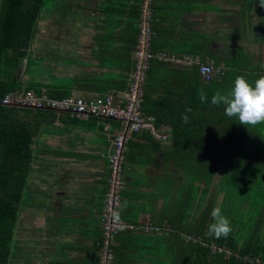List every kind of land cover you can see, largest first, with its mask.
<instances>
[{"label":"crops","instance_id":"crops-1","mask_svg":"<svg viewBox=\"0 0 264 264\" xmlns=\"http://www.w3.org/2000/svg\"><path fill=\"white\" fill-rule=\"evenodd\" d=\"M102 1L59 0L53 10L51 6L44 10L33 45L37 63L30 67L24 61L20 65L18 92L40 82L44 84L42 93L56 84L65 86L69 96L94 99L112 93L116 99H125L128 89L120 88L123 71L111 60V52L121 44L106 46L111 51L106 55L100 54L96 44L97 34L104 30L98 11ZM155 1L158 33L153 34L152 42L157 50L175 58H199L200 63L214 64L222 69L223 77L217 82L206 81L192 66L170 61H162L168 67L156 66L148 72L144 87L150 96L148 104L167 118L127 138L120 214L128 219L135 216L138 221L147 218L161 226L180 222L195 233L207 231L224 172L232 177L233 167L242 165L240 142L250 143L260 137L258 133H264V123L244 127L237 116L225 115V105L210 102L217 91H231L237 76L244 75L254 86L264 75V19L253 16L246 24L244 7L256 3L259 6L254 10L263 14L264 8L259 0ZM121 29L107 31L117 35ZM255 29L261 34L259 40L255 39ZM200 89L207 94V103H201ZM189 108V122L184 127L191 126L190 121L195 126L186 134L190 140L180 149L168 120H181ZM121 130L118 119L77 118L66 111L41 125L34 145L27 205L19 219L20 239L27 241L25 246L18 244L19 256L27 248L35 263L62 257L92 264L111 171L107 156ZM138 262L149 263L145 259Z\"/></svg>","mask_w":264,"mask_h":264},{"label":"trees","instance_id":"trees-1","mask_svg":"<svg viewBox=\"0 0 264 264\" xmlns=\"http://www.w3.org/2000/svg\"><path fill=\"white\" fill-rule=\"evenodd\" d=\"M58 1L1 0L0 100H4L9 93L20 91L21 84L17 75L20 65L24 61H27L30 67L37 63L34 58L33 45L39 31V23L44 18V10L50 6L53 10L54 6L56 7L59 3ZM141 2L142 0H103L98 8L101 15L100 28L104 30L97 34L96 44L101 55H106L107 50L110 51L107 47H116L114 46L115 43L121 44V46L116 47L114 53L110 51L112 56L109 55L112 57L111 60L123 71L120 74L122 78L120 88L122 89H129L131 79L130 82L127 79L135 67L134 52L140 32ZM151 9L153 14L151 26L154 33H158L156 28L158 14L155 0L151 3ZM58 11L60 12V10ZM111 27H122V29L116 35L107 31ZM111 37L113 40H108ZM151 48L154 52H164L158 51L152 41ZM216 64L218 65L219 61H216ZM39 65L43 67V64ZM156 66L168 67L169 65L158 60V58H154L151 61L150 70ZM192 67L196 69L195 74H200L198 65ZM221 74L223 73L217 74V79H212V82H217L220 77H223ZM88 84L90 83H82L81 85L86 86ZM145 84L144 87L146 88ZM42 86L44 84L37 82L29 84L25 89H33L37 94H42ZM45 93L54 99H63L70 95L65 86L60 87L56 84L49 85ZM149 99L150 96L144 93L143 112L151 115L156 124H160L167 117L158 114L155 106L152 107L150 103L148 104ZM169 99L170 96L165 100ZM57 114V111L49 109L0 105V264H78L73 259L62 257L35 263V259L31 257V250L27 248L28 252L23 251L20 256L17 254L18 244L25 246L24 242H27L25 239H20L19 219L27 205L26 196L29 176L33 171L34 145L41 125L45 121L54 119ZM168 123L173 125L179 148H183L185 143L190 140L189 138L187 140L186 134L190 133L189 131L191 127L195 126V122L191 123L190 121L191 126L188 127H184L186 123H182L181 120L169 119ZM249 141L251 142L242 143V145L240 142V149L244 153L241 160L242 165L240 167L235 165L231 171V183L235 186H247L248 181H251L245 164L252 165L255 160L264 164V136ZM213 175L214 172L211 179H213ZM120 217L127 224L141 225L135 216L128 219L120 214ZM151 222L155 226H160V230L145 232L141 228L124 227L115 235L110 245L114 255L111 264H145L138 262L139 259L147 260L148 264L155 262L163 264H256L257 260H260V264H264V243L261 241L248 240L239 243V239L233 235L232 231L226 238L217 239L206 235L207 231L204 230L197 233L193 232L192 229L188 230L180 222L179 224L176 223V226L174 223L169 224V226H161ZM231 226L233 230V225L231 224ZM104 243V233L100 227L96 242L92 247V264L101 263ZM213 244L229 248L232 250V254L213 253L210 248Z\"/></svg>","mask_w":264,"mask_h":264},{"label":"built area","instance_id":"built-area-1","mask_svg":"<svg viewBox=\"0 0 264 264\" xmlns=\"http://www.w3.org/2000/svg\"><path fill=\"white\" fill-rule=\"evenodd\" d=\"M153 0H142L141 20L139 23L140 32L138 43L134 52L135 67L131 73V82L124 100L116 99L112 93L94 99H84L81 97L67 96L63 99L50 98L46 93L37 94L33 89L24 92H12L7 94L3 102L7 104H21L31 106L36 109L57 108L59 112L66 111L81 118L90 116H102L115 118L122 122L121 130L114 141L113 151L107 156L111 167L108 178V186L100 224L103 229L105 243L102 249L100 264H111L113 252L111 243L116 234L124 227L141 228L145 232L160 230V226H155L150 219L140 221V226L127 224L120 217V207L122 202L121 192L125 188L123 176V166L125 160L126 141L130 133H139L145 129L153 128L154 118L143 112L144 84L147 73L154 58L162 61H170L183 67H190L198 64L199 73L206 81L213 79L216 73H223L221 68H215L213 64L200 63L199 58H175L164 52H154L151 48V41L154 31L151 26ZM58 112V111H57ZM213 253L219 252L226 255L232 254V250L217 244L210 246ZM260 264V260L256 261Z\"/></svg>","mask_w":264,"mask_h":264},{"label":"rangeland","instance_id":"rangeland-1","mask_svg":"<svg viewBox=\"0 0 264 264\" xmlns=\"http://www.w3.org/2000/svg\"><path fill=\"white\" fill-rule=\"evenodd\" d=\"M250 1L252 3V1L255 2L256 0H249V2ZM254 6L256 7L259 5L256 3L253 5L246 4L244 7L247 9L244 14L246 24L250 23L247 20H252L253 16L256 18L260 16L264 19V14L256 11L257 9L254 10ZM256 23L258 24L259 21H256ZM249 25L252 24H248L247 26ZM252 30L254 32V29ZM255 31V39L259 40L261 34L258 30L255 29ZM244 35H249V33H244ZM250 35H253V33ZM225 92H227V90ZM258 135L263 137L264 133H258ZM245 165L246 170L249 171V177H251V181H248L249 184L247 186L233 185L231 183L232 177L230 172L225 171L222 176L223 185L219 199L217 202H214L215 204H212V209L215 207L221 208L222 214L230 219V223L234 228L232 233L239 239V243L248 240H258L264 243V164L255 160L254 164Z\"/></svg>","mask_w":264,"mask_h":264},{"label":"clouds","instance_id":"clouds-1","mask_svg":"<svg viewBox=\"0 0 264 264\" xmlns=\"http://www.w3.org/2000/svg\"><path fill=\"white\" fill-rule=\"evenodd\" d=\"M259 2L260 6L264 7V0H259ZM198 95L201 103L208 102V96L203 89H200ZM210 102L216 106L225 105V115L237 116L239 123L243 125L255 126L264 123V75L255 81L254 86L244 75L237 76L230 92L217 91L212 95ZM187 112H191V109H187L186 113L181 116L184 123L189 122ZM127 203V201L124 202L125 208ZM211 217L213 222L208 226L206 235L217 239L226 238L232 231L230 219L222 214L219 207L212 209Z\"/></svg>","mask_w":264,"mask_h":264},{"label":"water","instance_id":"water-1","mask_svg":"<svg viewBox=\"0 0 264 264\" xmlns=\"http://www.w3.org/2000/svg\"><path fill=\"white\" fill-rule=\"evenodd\" d=\"M0 5H1V0H0ZM0 105H4V106H16V107L36 109L35 107L23 106L21 104H12V103L11 104H7V103L3 102L2 100H0ZM46 109L54 110V111H58L59 112V110L57 108H46Z\"/></svg>","mask_w":264,"mask_h":264}]
</instances>
